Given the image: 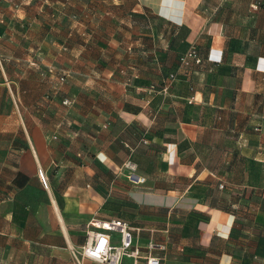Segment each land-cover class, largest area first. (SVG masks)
I'll return each instance as SVG.
<instances>
[{
  "label": "crops",
  "instance_id": "obj_1",
  "mask_svg": "<svg viewBox=\"0 0 264 264\" xmlns=\"http://www.w3.org/2000/svg\"><path fill=\"white\" fill-rule=\"evenodd\" d=\"M203 2L78 0L82 13L70 29L26 17L27 45L4 54L0 49V117L21 118L18 128H0V264H100L79 253L96 230L92 223L111 218H130L137 229L139 254L124 256L121 264H146L148 256L159 264H237L234 232L253 227L240 222L238 200L231 208L220 200L218 164L201 153L217 151L213 136L224 135L223 89L205 92L190 80L192 72L197 81L213 72L217 84L223 81V25H206ZM144 11L170 26L165 42L156 26L145 28ZM123 40L133 49L119 48ZM173 42L198 45L204 61L172 83L173 98H164L161 71L179 65ZM235 60L236 90L248 98L247 107L240 98L235 102L236 117L247 110L249 127L259 124L257 136L236 130L256 137L241 148L238 140L237 148L264 168V48ZM128 163L139 168L134 173L147 187L127 178ZM187 211L195 223L159 222L154 215ZM111 241L119 243L117 233ZM151 242L164 250L152 255L145 248Z\"/></svg>",
  "mask_w": 264,
  "mask_h": 264
},
{
  "label": "rangeland",
  "instance_id": "obj_2",
  "mask_svg": "<svg viewBox=\"0 0 264 264\" xmlns=\"http://www.w3.org/2000/svg\"><path fill=\"white\" fill-rule=\"evenodd\" d=\"M80 2H82V0H80ZM201 7L203 13L207 14L209 18L222 21L225 48L224 65L221 72L218 74V77L221 73L223 74L222 83H219V81L218 84L216 83V76L213 72L204 73L203 77L198 81L195 80L194 73L192 72V77L190 79L192 87L198 84V86L205 89V92H214L216 87L219 88V86L223 89L222 96L225 111L224 135L223 137L218 136L217 139L216 136H213V138L218 141L217 151L211 150L209 152L203 150L201 153L204 154L203 156L207 157V162H209V164H218L215 168L216 176L214 179H216L217 175L220 178L217 182L218 197L220 200L229 208H231L234 203H237L238 200L239 205L236 208H239L241 211L240 222L247 227L250 225L253 227L246 233L234 232L236 238L240 240L239 255H237L239 261L237 264H264L262 259L264 251V168L252 157H243L242 153L239 151V147L237 148V146H239L237 143L238 140L240 148L243 142L246 144H254L256 137L254 139L248 138L257 136L259 124L256 123L254 126L249 127L248 122L252 121V117L251 115H247V110L243 111L245 113H240V116L237 118V113L241 111H238V106L235 104L240 98L246 107L248 105V98L238 95L236 90L237 67H240L239 64L237 65L235 63L237 62L235 60L236 55H248L258 49L261 50L264 48V0H204ZM192 9H194V6ZM80 12L82 13L78 8V0H0V49L3 52L1 54H4L7 48L17 47L22 49L27 45L22 37L27 27L26 20H28V18L26 17H31L32 19L42 18V22L45 20V24L49 27H54L57 30H68L70 26L73 25L72 21L75 15ZM144 13L146 15L145 28L146 26H156V30L160 33L161 43L165 42L167 40L166 33L171 32L170 26L160 18L149 15V12L144 11ZM168 13L170 12L168 11ZM194 13L195 12L192 11L193 16H195ZM202 24L203 21L200 20V25L198 26L201 27ZM199 29L200 28L197 27L196 31L198 32ZM216 30H219L218 26ZM129 41L123 40L125 43L119 45L121 46L119 48H123L126 52L132 50L133 46L129 44ZM194 46L197 50L198 45L195 44ZM171 47L176 56H179V54L189 48L188 45L186 46L180 42H173ZM198 51L200 52L199 48ZM0 58L2 57L0 56ZM202 64L203 62L199 65L202 66ZM167 67V70L161 71V86L166 83L169 84L168 81L170 79L171 82L179 78L184 79L185 74L187 75V70H189L180 65L176 67L169 65ZM171 75H173L172 78ZM64 77L65 75L58 76L59 82H63ZM135 80L136 79L128 82L132 90H135L134 87L137 84ZM10 87L11 89L13 88L12 85H10ZM117 88L119 89L121 87L118 86ZM172 89L173 86L170 83L166 91L167 93L163 92L162 96L164 98H170L172 96L170 95L172 94ZM0 91L1 94L4 93L3 90ZM70 103L68 99H63L61 101V104L64 106H69ZM262 106V103L258 105L256 114L261 111ZM254 121L259 120L255 119ZM20 124L21 118L17 113L9 117H0V128H18ZM237 129L251 136L240 133L236 134ZM219 147L221 148L220 150ZM203 148L207 149L205 145ZM237 149V156L235 157L234 155L233 164L230 167L232 154ZM136 168L137 167L134 165H129V163L126 164L124 173L127 175V178H129L131 172L137 171ZM134 184L145 188L149 185V182ZM219 184H222V187L219 188ZM154 215L160 217L159 222H162L163 219L166 220L168 217H170V221H173V219L188 223H195L197 221V217L188 211L181 212L180 214L171 213L170 216H167L166 213ZM151 217L152 216H150V218ZM127 221L129 224H132L130 218H128ZM133 230L135 238L137 229L133 228ZM139 237H142L141 233ZM158 244L157 242H151L149 245L150 247L147 246L145 248L151 250L153 255L154 251L159 252L164 250V248L158 246ZM193 245L195 246V242Z\"/></svg>",
  "mask_w": 264,
  "mask_h": 264
},
{
  "label": "built area",
  "instance_id": "obj_3",
  "mask_svg": "<svg viewBox=\"0 0 264 264\" xmlns=\"http://www.w3.org/2000/svg\"><path fill=\"white\" fill-rule=\"evenodd\" d=\"M38 175L41 182L46 185L45 178L40 170ZM129 180L132 183L142 184L146 178L131 172ZM92 225L96 230H91L88 233L87 241L81 247L80 256L91 258L100 264H121V259L124 256H138V249L133 246L134 230L127 222L119 219L96 220ZM112 232L118 234V244L112 243ZM146 264H159V258L148 256Z\"/></svg>",
  "mask_w": 264,
  "mask_h": 264
},
{
  "label": "trees",
  "instance_id": "obj_4",
  "mask_svg": "<svg viewBox=\"0 0 264 264\" xmlns=\"http://www.w3.org/2000/svg\"><path fill=\"white\" fill-rule=\"evenodd\" d=\"M201 9H202V7H200V10ZM206 19H207L206 25H208L210 22L215 21V20L220 21L222 23V21L218 20V19L209 18V17H207ZM167 22L170 23V21H167ZM177 28H179V27H177ZM203 33H204V31H203ZM194 45L195 44L188 45L189 48L186 51H184L183 53L179 54L178 61H179V65L181 67H184V68L190 70V69H192V66L199 65L200 63H202L204 61L203 57L201 56L200 52L198 51L199 47H197V50H196V47ZM199 50H200V48H199ZM189 54H191V55H189ZM172 76L173 75H171V78H172ZM170 80L168 81L169 84H167V83L163 84L160 89L167 91L168 87L170 86V83L171 84L173 83ZM163 148H165V147L163 146ZM195 165H197V162L195 163ZM219 187H222V184H219ZM111 219H119V220L125 221L129 224L128 221L121 219V218H111ZM111 219H109V220H111Z\"/></svg>",
  "mask_w": 264,
  "mask_h": 264
}]
</instances>
